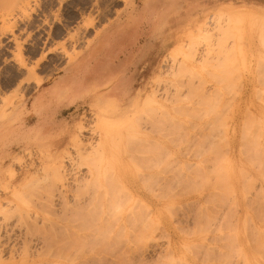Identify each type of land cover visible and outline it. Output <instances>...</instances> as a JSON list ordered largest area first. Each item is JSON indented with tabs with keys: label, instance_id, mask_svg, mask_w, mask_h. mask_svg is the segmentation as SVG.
Returning <instances> with one entry per match:
<instances>
[{
	"label": "rangeland",
	"instance_id": "1",
	"mask_svg": "<svg viewBox=\"0 0 264 264\" xmlns=\"http://www.w3.org/2000/svg\"><path fill=\"white\" fill-rule=\"evenodd\" d=\"M15 1L18 0L0 3ZM86 2L80 0L79 11L89 12ZM132 2L135 11L129 10L122 17L118 31L114 26L115 34L108 44L109 48L118 49L127 45L113 63L129 59L134 62L129 70L110 75L101 71L99 77H106L96 78L98 81L90 86V83H78L84 72L81 69L66 82L61 95L51 99L26 127L20 125V117L16 115L15 126L0 133V195L7 192L9 200H13V188L18 191L36 176H42L52 156L68 161L77 154L73 144L76 136H80L85 151L89 150L91 141L99 142V137H92L87 130L98 121L94 108L101 102L109 110L116 106L115 116H108L117 135L110 143L113 150L109 152L119 158L118 152L121 151V155L127 151L129 157L126 158L124 152V161H105L104 164L99 160L88 161L86 167L95 166L92 167L95 179L88 178V184L75 192L85 197L100 194L113 203L104 206L98 200L94 207L82 208L78 217L81 236L75 238L70 230L60 227L61 223L57 227H46L44 223L42 227L46 229L41 227L45 214L53 219L57 215L59 219L61 215L64 218L59 202L41 209L48 213L41 211L38 221H32L35 217L28 221L25 210L32 206L29 198L36 190H27L30 197L23 200L26 206L19 199L15 206L23 212L24 215H20L23 219L15 217L20 211H15L16 215L14 207L10 209L15 217L11 222L20 226L16 227L18 231L15 228L17 237L20 236L17 242H10L16 244V251L0 253L2 261L10 264L20 260L25 252L22 251L24 243L31 239L32 244H26L30 247L28 253L43 259V264H51V260L55 262L52 264H264V0H151L148 9L145 8L148 0H128L126 5L114 2L110 10L123 13ZM251 12L253 16L249 17ZM63 13L64 10L52 8L53 16L64 19L66 13L62 17ZM136 16L137 31L130 33V24L125 23ZM187 17L192 19L189 27ZM235 19L238 22H234ZM227 20L231 22L228 28ZM204 22L208 25L207 33L200 29ZM97 23L95 20L94 26ZM3 24L0 21V41L4 40L2 33L11 25ZM33 24L31 21L26 32L19 35L22 55L28 62L37 58L23 40L25 34L33 30ZM220 41L224 44H218ZM220 50L222 56L217 53ZM188 51H192L193 56ZM200 62H204L202 66ZM144 67L148 72L141 76ZM182 67L183 72H180ZM63 69L47 81L40 92L59 80L65 73ZM172 70L173 77L176 75L174 79L168 74ZM126 80L134 84L133 88L129 86L128 103L127 97L124 99L119 93ZM157 80L162 88L158 97L162 108H144V100L156 90ZM172 82L176 85L173 88ZM142 85L141 102L131 114L127 112L131 108L130 100L136 98ZM89 88L97 93L85 98ZM40 92L31 94L29 113L33 99ZM100 93H106L103 100L97 99ZM171 102L177 107L175 110ZM154 115L160 121L156 117L154 120ZM136 118L142 121L140 125ZM150 121L158 125L152 128L155 124ZM80 127L83 133H79ZM60 135L65 142L53 149L50 143ZM6 149V155L10 156L1 159ZM65 165L68 166V162ZM80 167V174L76 170L79 175L89 170L84 164ZM13 177H16L14 187L11 185L4 191ZM32 199L34 201L35 196ZM4 208L9 209L6 204ZM48 209L52 210V215ZM66 212L67 219L76 222L74 211L68 208ZM71 214H74L73 219ZM17 221H20L18 225ZM35 221L38 225L33 224V228L31 222ZM27 224L31 227L29 230ZM3 237L8 240L6 235ZM58 250L62 254L57 253Z\"/></svg>",
	"mask_w": 264,
	"mask_h": 264
},
{
	"label": "bare ground",
	"instance_id": "2",
	"mask_svg": "<svg viewBox=\"0 0 264 264\" xmlns=\"http://www.w3.org/2000/svg\"><path fill=\"white\" fill-rule=\"evenodd\" d=\"M6 1H8V0H6ZM84 1H87L86 5H87V10H89L88 13H85L84 11H79L81 8L80 6H82L80 4V0H18L17 2L15 1V2L9 3V4H6V2L0 3V21L3 22L4 24L11 23V25H9L10 26L9 28H8V24L6 25L8 28L6 30L7 32L4 31L2 33L3 34L2 37L4 38V40L0 41V125H6L9 121H13V117L15 115H22V116L27 117L29 115V111L27 110V105H28L29 99L32 96L31 94H34V92H38V91L40 92L41 88L45 85V83L47 81L51 80L52 77H54L63 68H64L63 71L65 72L64 75L59 80H57L55 83H53V85L49 89H46V90L43 89L40 92V94L35 99H33L34 101L32 103V108H36V109L38 108V109L43 110L44 107L46 106V104L49 101H51V99H53L57 95V93H55V92H57L58 88H60L61 85L66 84V82H67L66 78L67 77H69L71 75L77 76V72H79L81 69L84 71L83 74L81 73V75H82L81 77H84L83 75L86 74V72L88 70L87 67L89 66L90 61L95 60V63L98 62L97 65L100 67L105 66V65H103V62L105 61V56L108 55L109 51L114 49L113 47L109 48V45H108L111 41V37L114 36V34H115V32H113L114 31L113 28H114V26H116V28H117L116 30L118 31V29L120 28V26L122 24V23H120L122 17L129 10H132V12L135 11V3L132 2V4L128 5V7L125 9V11H122L123 13H120L121 11H119V12L117 11V13H116V11L112 12L110 10V6L112 7L114 5L113 4L114 2H122L124 5H126L128 0H113V1H111V0H84ZM150 2H151V0H148V2L145 4L146 9L149 8V6L151 4ZM83 3L84 2L82 1V4ZM54 7L58 8V10H60V11L61 10L65 11L66 16L64 17L65 13H63V15H62V17H64V19L58 17V15L57 16L52 15V8H54ZM84 9H86V8H84ZM82 10H83V8H82ZM243 13L245 14L246 12H243ZM61 14H60V16H61ZM252 14L253 13L251 12L250 14H248V16L251 15L249 17H252L253 16ZM137 15H139V14H137ZM133 16H135V15H133ZM235 16H237V15H235ZM32 17L33 18L35 17V18L32 19ZM254 17H255V15H254ZM112 18H114V19L112 20ZM137 18L138 17L136 16L135 19H130L129 22H128V20L126 21L125 25H127V23H128V25L130 24V29L128 32L133 33L137 30V28L134 27V26H136V22H137L136 19ZM233 18H234V16H233ZM238 18H240V17H238ZM95 20H97V22H98L97 26H94ZM191 20L192 19L190 17L186 18V21H189L187 24L188 27L191 24ZM237 20L235 19L234 22L235 21L238 22ZM31 21H32V24L34 23L32 25L33 30H29L30 32H28V34L24 33L25 37L23 40H24V42L28 43L27 45H28L31 53L33 55H35L37 58L35 59V61L32 60L31 62H28V61H26L27 58L22 55V48L20 47L21 46L20 40H22V37L19 35H22L23 32H26L24 30H27L26 28H28V25L31 24ZM212 21L215 22V20H213V19H212ZM220 21H222V20H220ZM229 22L230 21L227 20L226 26H227V24H229ZM255 23H256V20H255ZM19 24H21L23 27H21ZM207 26H208L207 22H204L202 27H200V29H202L203 31H205L207 33V30H208ZM228 27L229 26H227V28ZM16 29L18 30L17 32H19L18 35H16V33H15ZM218 29H221V28L218 27ZM31 32L33 33V35H32L33 37L31 36ZM227 32L229 33L230 30ZM210 33H211V31L209 32V35H210ZM220 33L222 34V32H220ZM209 35L207 34V36H206V34H205L206 37H208ZM216 35H217V33H216ZM222 35H220V36H222ZM30 37H32V38L30 39ZM224 37H225V35H224ZM224 37H223V39H225ZM217 38H216V42L219 39V38L218 39ZM28 41H30V42H28ZM207 41H210V39ZM220 42H222V43H220ZM220 42H218V44H220V45L224 44L223 41H220ZM198 46H199V44H198ZM219 47H223V46H219ZM216 50L217 49H215V51ZM221 50H220V52L217 51V53L218 54L220 53V55L222 56ZM224 50H226V49H224ZM194 52H195V54L197 53L196 51H194ZM189 53L192 54V51H188V54ZM203 54L205 55L204 50H203ZM206 55H207V53H206ZM191 56H193V54ZM191 56H189V58H192ZM209 56H211V53ZM202 58H203V56H202ZM208 58L209 57H206L207 60H208ZM199 59H200V57H199ZM199 59L197 60L198 62H199ZM29 60H31L30 57H29ZM204 60H205V57H204ZM204 60H202V61H204ZM207 60H206V62H208ZM197 61H195V62L197 63ZM213 61H215V60H213ZM218 61H219V58H218ZM200 63L202 66V63H204V62H200ZM208 63H210V62H208ZM181 64H183V63L181 62ZM205 64H207V63H205ZM170 66H172V63ZM181 66H184V65H181ZM108 67L111 70H114V67L112 65H108ZM173 68H174V66H173ZM176 68H178V66ZM166 69H168V67ZM193 69H195V68H193ZM178 70H179V68H178ZM182 70H183V67H182V69H180V72H183ZM170 72L168 73L166 71L165 73H168L169 77L170 76L173 77V70ZM165 73H163V74H165ZM193 73H195V72H193ZM175 76L176 75H174V77ZM174 77H173V79H174ZM175 81L176 80H174V84H176ZM178 81H179V79H178ZM156 82H157V88L151 95H148L146 97V99L144 100V105H143L144 108L146 106H148V107L152 106L156 110H159L160 108H162L161 107L162 106L161 101L158 99V97L160 96L159 94L161 93L160 91L162 88L160 89L161 86H160V84H158V80ZM161 82H162V80H161ZM174 84H173V82L170 84V85H173L172 88L176 86V85L174 86ZM170 85H168V86H170ZM179 85H181V84H179ZM180 87H182V86H180ZM119 93L122 95V97H124V96L129 94V89L126 88V90L123 91V88H120ZM130 102H131L130 103L131 106H135V100H130ZM170 104H172V106H171L172 110H175V108H177L176 106H174V104L172 102ZM136 105H138V103ZM99 108L100 109L97 110V114H96L98 116V121H97L96 125L94 127H88V129H87L92 137H93V135H96L99 137V142L96 143L94 141L96 144L93 143V141H91L92 138L90 137L91 140L90 139L89 140L91 142L90 141L89 142L91 143V146L89 147L88 151L87 150L85 151L84 149L86 146L83 145V142L79 138L80 136L79 135L76 136L73 140V144L77 148L78 152H76L77 154L74 157L69 158L70 160L68 159V161L67 160L62 161V159L58 160V158H56L55 160H51V161L47 162V165L44 166V170H43L44 172H43L42 176L41 175H40V177L36 176V178L32 179L31 181L29 180L30 182L22 185L23 188L22 189L20 188V190H18V191H16V188H13L14 189V192L12 191L13 192V198H12L13 200H9V198H8L9 196H8L7 192L2 193L0 195V214H2V216H3V217L1 216L3 218L2 221L0 220V253L10 251V254L11 253L14 254L13 252L16 251V244L13 245L12 243H10L11 241H13V243H16L17 238L20 237V236L17 237V235H16L17 233L15 232V228L17 227V226H15L16 224L11 222V220L14 217L13 214L15 213V211L16 212L20 211L18 207L17 208L15 207V206H17L16 205V199L22 200L21 202H23L25 197H27V199H28V197H30V195L27 196V194H28L27 190L29 191V189H31V188H34L36 190L34 193H32L33 195L31 194L32 198H34V196H35L36 199L33 201L32 198H29L32 200V201H30V203H33V204H31L32 206H30L29 208L27 207L28 210H25L26 211L25 215H26V218L28 219V221H29V219L32 220V218H34V217L35 218L32 221H34V220L38 221V219L40 217L39 214L42 211L41 209H43V210H44V208L47 209L46 208L47 206L56 205V202H59L61 205V210L62 209L64 210V212H63L64 218L65 217H66V219L68 218L67 212L69 210H67V212H66V209L71 208L77 217L76 222L70 221L68 219L66 220L63 218L62 215H61V219H59L58 215L56 216V218L58 217L57 219L56 218L53 219L51 217H48L47 214H45L43 216L41 215L43 218L40 217L43 220L41 227L42 226L47 227L48 225H49V227L51 225H53V226L55 225L57 227V225H59L61 223L60 227H62L63 229L65 228L66 231L70 230L73 237H75V238H78L81 236L80 222H79L78 217H79L80 210L82 208L94 207L97 204L98 200H100L99 203L103 204L104 206L113 203L112 199L106 200L100 194H96V195L94 194L92 196L85 197V196H82L80 193H75L81 188V186L83 184L87 185L88 184L87 182L90 178L92 180L95 179L94 171L92 170V167L94 169L95 166L93 165L91 168L86 167L87 165L89 166V162L91 163V161H93V160H95V161L99 160L102 163L103 162L105 163V161H107V163H109L110 161L111 162L115 161V160L122 161L123 156L129 154V153H127V151H124L125 155L123 154L124 152L121 153V155H120V152H121L120 151V152H118L119 153L118 156H121V157L116 158L114 153L117 150L115 152H113L114 155H111L112 152H109V151L113 150V148L110 149V147H111L110 143H112L116 139L115 138L116 133H114V131H113L114 130L113 124L110 123V121H108V114L105 116V114H106L105 110L106 109H103L102 107H99ZM106 111H107V113H109L110 110L107 108ZM153 111H151V112H153ZM162 112H163V110H162ZM164 112H165V110H164ZM166 113L167 112H165V114ZM170 113H171V111H170ZM144 114H146V113H144ZM112 117H114V116H112ZM155 117L157 118V116L154 115V118ZM156 118L154 120H156ZM136 119H135V121H136ZM157 119L160 121L159 118H157ZM137 121H138L139 125H140L139 122H142V121H139L138 119H137ZM153 121H152V123L150 121V123L154 125L156 122L154 123ZM144 122L146 123V121H144ZM131 123H133V122L131 121ZM135 123H137V122H135ZM157 123H159V122H157ZM146 125H147V123H146ZM157 125L155 124L154 126H152V125L151 126L153 128ZM136 127L137 126H135V128ZM85 128L86 127H84V131L86 130ZM138 128H140V126ZM125 129H126V127H125ZM82 130H83V127H80L79 133H81V132L83 133ZM80 135H82V134H80ZM119 135H120V133H119ZM116 137H117V135H116ZM127 141H128V139H127ZM108 147H109V149H108ZM116 147L117 146H115L114 148L116 149ZM83 152H85L86 154ZM128 157H129V155L126 156V158H128ZM130 157H131V155H130ZM2 158H3V156H1V159ZM65 162H68V166H70L71 168L66 166ZM83 164L85 165L86 168H89V170H87L89 173L88 172L85 173L88 175V177L85 174L79 175L80 170L78 171V169L79 168L81 169L82 167H80V166H82ZM92 164H93V162H92ZM97 165H99V164H97ZM76 170L79 172V174H77ZM27 172H29V171H27ZM14 182H16V177H13L12 180H10L9 186H5L4 191H7L8 189H10L11 185H12V187H14V185H13ZM41 182H43L45 185H40V184H42ZM33 191L34 190L32 189V192ZM5 200H6V202H4ZM25 201H29V200H25ZM21 202H19V204ZM3 203H5L6 207H8L9 209H7V208L5 209L4 208L5 204L3 205ZM23 205L25 207L26 202H23ZM13 207H14V211H13L14 213L12 214L11 211L13 210ZM20 207H23V206H20ZM10 209H12V210H10ZM20 209H22V208H20ZM49 209H48V211H50L49 213H50V215H52L51 214L52 210H49ZM59 209H60V207H59ZM10 212L12 215L10 214ZM34 212H35V214H34ZM46 212L47 211L45 210V212H43V213H46ZM53 212L55 213V211H53ZM17 213H15V214L18 215ZM22 213L23 212H21L18 216H15V217L19 218L20 215H24ZM64 213H66L67 215ZM74 214L73 215L71 214L72 219H73ZM37 215H39V216H37ZM53 216H55V214ZM69 216H70V213H69ZM19 219H23L22 216ZM37 221L31 222L32 227H33V224L38 225ZM39 222H42V221H39ZM18 223H20V221H17V225H18ZM44 223H47V224L45 225ZM12 224H13V226H12ZM29 227L30 226H28V224H27L28 230H29ZM17 228H20V226H18ZM17 228H16V230H17ZM43 229H46V228H43ZM47 230H48V228H47ZM43 231H45V230H43ZM46 233L47 232H45L43 234L44 237H46L45 236ZM19 234H21V233L19 232ZM4 235L7 236L9 242H7L8 240H6V239H5L6 242H5V240H3L5 238V237H3ZM28 235H29V233H28ZM31 235H29V236H31ZM47 237H49V236H47ZM33 238H34V236H33ZM26 240L28 241V239H26ZM29 240H30V242L29 241H28V243L25 242L24 243L25 245L22 248V251L25 250L24 255H22L20 260L18 259V261H16V260L14 261V258H15V256H14V258H12L14 262H9L10 264H43V259H38L40 257L34 258L28 253L29 252L28 248H30V247L26 246V244L30 245V243L32 242L31 239H29ZM58 252L60 253L61 251L58 250L57 253ZM8 254H9V252H8ZM61 254H62V252H61ZM0 256H1V254H0ZM10 257H13V256L9 255V258ZM61 257H63V256H61ZM12 259H10V260H12ZM48 261L49 260H46V262H48ZM3 262L5 263V261H2V258L0 257V264H4ZM50 262H51V264L55 263L52 260ZM5 264H7V263H5ZM44 264H45V262H44ZM74 264H79V263H74Z\"/></svg>",
	"mask_w": 264,
	"mask_h": 264
},
{
	"label": "crops",
	"instance_id": "3",
	"mask_svg": "<svg viewBox=\"0 0 264 264\" xmlns=\"http://www.w3.org/2000/svg\"><path fill=\"white\" fill-rule=\"evenodd\" d=\"M126 47H127V45H125V47H123V48L119 47V49L118 48H114L113 50H111V51L108 52V55L105 56V61L103 62V65L107 66V68H103V67L98 66L97 65L98 62L95 63V60L90 61L89 62V65H91L92 63L94 65L91 68L88 67V70H87L86 74L83 75L84 77H81L80 78V80L78 81V83H81V84H83V82L84 83H90V86H92V83L98 81V80H96V78L97 79L98 78H102L103 79L104 77H106L107 74L110 75V74H114V73H118V72H125V71L129 70V67L132 65V62H133V61H129V59L127 61H121V62H119L117 64L113 63L114 62L113 60L116 57H118V58L120 57V55H118L119 53H124L125 52V49L124 48H126ZM155 59L156 58H154V60ZM139 64L140 63H138V65ZM108 65H112L114 67V70H111L108 67ZM143 69L144 70H142L141 71V74H140L141 76H143L145 73L148 72L147 68L144 67ZM101 71H104L106 75L103 76V77L102 76L99 77V75H101ZM74 77L75 76L71 75V76L67 77L66 80L68 81V80H70V79H72ZM65 85L66 84H63V85L60 86V88H58L57 92H55V93H57V95L54 98H57L59 95H61V92L65 88ZM129 86H131L130 88H133L134 87V84H131L130 85L127 82V80H126V81H124L122 83L121 88H123V91H124V90H126V88L129 89ZM143 88H144V86L142 85L141 91L137 93L136 98L132 99V100H135V106H131V108L129 110H127V112H130L132 114L133 111L137 110V108H138V106H139V104L141 102V98H142V93L141 92H143L142 91ZM129 91H130V89H129ZM93 93H97V91L91 90L89 88L86 91V94L84 95V97L85 98H87V97L90 98V97L93 96L92 95ZM105 94L106 93H100V94H98L97 99H102L103 100V97H104ZM129 94H130V92H129ZM129 94L126 95V96H124V97H122L124 99L127 97V99H126L127 100L126 101L127 103L129 102V100H128L129 99V97H128ZM99 101H101V100H99ZM101 103L97 104L96 107L94 108V110L96 111V114H97V110L100 109L99 107H102L103 109H106V110L108 108L105 105H102ZM137 103H138V105H136ZM27 110H28V105H27ZM106 110H105V112H106L105 116L108 114V116L110 117L109 114H111V116H115V112L118 110V108L115 106L112 110L109 111V113H107ZM41 111H42L41 109L32 108L31 109V112L29 113V115L27 117L22 116V115H18L20 117V125L23 126V127H26L29 123H31L35 119V117H36L35 114H39V113H41ZM14 123H16V115L13 117V121H9L6 125H0V133L2 131H4V130H7L8 131L11 128H13L15 126V125H13ZM64 142H65V139L63 138L62 135H60L55 140H53L50 144L53 147V149H57V148L61 147L64 144ZM7 152H8V149H6V151H4V154H3V158L2 159L7 158V157L10 156V155H6ZM56 158H58V157L57 156H55V157L52 156L47 162H49L51 160H55Z\"/></svg>",
	"mask_w": 264,
	"mask_h": 264
}]
</instances>
